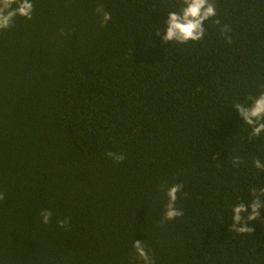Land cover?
Masks as SVG:
<instances>
[{"label":"trees","instance_id":"16d2710c","mask_svg":"<svg viewBox=\"0 0 264 264\" xmlns=\"http://www.w3.org/2000/svg\"><path fill=\"white\" fill-rule=\"evenodd\" d=\"M0 264H264V0H0Z\"/></svg>","mask_w":264,"mask_h":264}]
</instances>
